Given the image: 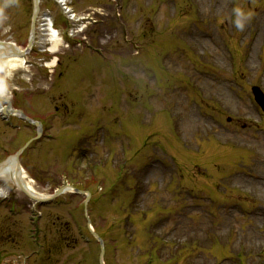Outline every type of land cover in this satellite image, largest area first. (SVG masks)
<instances>
[{"label": "rangeland", "instance_id": "rangeland-1", "mask_svg": "<svg viewBox=\"0 0 264 264\" xmlns=\"http://www.w3.org/2000/svg\"><path fill=\"white\" fill-rule=\"evenodd\" d=\"M68 1L101 23L76 34L42 0L26 70L0 78L13 108L45 124L20 158L34 193L69 184L92 197L35 207L0 178V264H100L89 222L105 264H264V111L252 94L264 92V0ZM32 12V0H0V41L25 49ZM46 12L65 35L54 54ZM36 133L0 117V162Z\"/></svg>", "mask_w": 264, "mask_h": 264}, {"label": "bare ground", "instance_id": "bare-ground-1", "mask_svg": "<svg viewBox=\"0 0 264 264\" xmlns=\"http://www.w3.org/2000/svg\"><path fill=\"white\" fill-rule=\"evenodd\" d=\"M64 0H62L63 2ZM48 18L45 19L46 23L44 24V42H46L50 48L48 51L52 54L56 53L58 48L62 46L61 39L56 35V32L54 30H50L49 27L50 24L48 23ZM9 47H4V45L0 44V73L4 72L6 76H9L11 74H14L15 72H20L21 70H26V60L19 58H9L6 55L10 52ZM56 64V60L54 59L50 63H48V67H54ZM6 90V82L5 78H0V97H4V92ZM9 177L12 182H15V179L23 181V183L27 186V188L34 193L33 188L31 186L32 180L29 179V177L26 175V173H23V177H21V174L16 172V166L14 163H8L4 165L3 167H0V178L2 177ZM17 184V183H16ZM68 190L72 191V187H70ZM1 195V194H0Z\"/></svg>", "mask_w": 264, "mask_h": 264}, {"label": "water", "instance_id": "water-1", "mask_svg": "<svg viewBox=\"0 0 264 264\" xmlns=\"http://www.w3.org/2000/svg\"><path fill=\"white\" fill-rule=\"evenodd\" d=\"M35 3H37L36 0H35ZM33 39H34V37L32 35L31 38H30V42H29V48H31V46L33 44ZM21 55H23V53H20V52L15 51V50L13 51V56H16L17 57V56H21ZM253 91H254V93L256 95L257 101L263 106L264 105V95H263V93L259 90V88H254ZM18 157H19V154L16 155L12 159H14L17 162V164H18V170H19V167L20 166H19V163H18ZM17 182H18L20 188L22 189V191L25 192L29 197L33 198V196L30 194V192L23 186V184L21 183V181L18 180Z\"/></svg>", "mask_w": 264, "mask_h": 264}, {"label": "clouds", "instance_id": "clouds-1", "mask_svg": "<svg viewBox=\"0 0 264 264\" xmlns=\"http://www.w3.org/2000/svg\"><path fill=\"white\" fill-rule=\"evenodd\" d=\"M236 15H237V19L235 20V25L237 28H243V24L241 22L240 16H241V12L239 9H236Z\"/></svg>", "mask_w": 264, "mask_h": 264}, {"label": "flooded vegetation", "instance_id": "flooded-vegetation-1", "mask_svg": "<svg viewBox=\"0 0 264 264\" xmlns=\"http://www.w3.org/2000/svg\"><path fill=\"white\" fill-rule=\"evenodd\" d=\"M65 104H67V103L65 102ZM65 104H63L62 107H58V108H56V109H57V112H59L58 109H59V110L62 109V111H63L64 107H65L64 110H68V109H66L67 106H66ZM81 109H82L83 112H85L86 115L88 114V111H87V107H86V106H85V107H82ZM59 113H60V112H59Z\"/></svg>", "mask_w": 264, "mask_h": 264}]
</instances>
